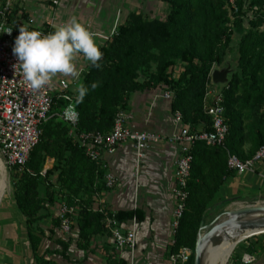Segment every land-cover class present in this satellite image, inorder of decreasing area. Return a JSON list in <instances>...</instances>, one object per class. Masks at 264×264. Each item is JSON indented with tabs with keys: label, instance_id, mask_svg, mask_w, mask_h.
<instances>
[{
	"label": "trees",
	"instance_id": "trees-1",
	"mask_svg": "<svg viewBox=\"0 0 264 264\" xmlns=\"http://www.w3.org/2000/svg\"><path fill=\"white\" fill-rule=\"evenodd\" d=\"M160 1L169 8L164 21L149 20L142 13L130 14L105 44L97 43L104 54L101 67H94L85 61L78 87L84 86L89 91L83 102L78 100V93L74 96L73 103L80 116L76 133L109 134L117 115L129 110L132 94L159 87L172 94V112L182 115L183 124L191 132L211 131L212 120L205 111V98L213 70L226 62L228 53H233L235 28L241 36L237 66H232L229 82L222 90L225 121L229 126L226 149L208 147L202 142L194 145L186 209L174 242L166 251L169 258L182 248H189L192 255L186 264H194L201 225H206L207 212L220 188L235 173L227 166V150L246 161L264 147V9L259 17L249 21L250 28L244 25L249 8L264 7V0H253L249 6L246 0H236L237 14L228 0ZM232 16L237 18L236 25L227 26ZM179 62L185 66L176 78L172 71ZM152 66L156 70L148 74ZM93 84L97 86L93 88ZM69 104V100L61 94L53 97L50 119L41 127V142L33 150L22 172L13 169L21 175L15 185V202L26 219L28 243L33 259L39 264H53L46 259L49 254L60 255L72 264L69 241L57 239L61 251L46 250L40 254L45 235L40 222L47 219L42 215L47 206L39 195V189L54 171L58 172V182L66 190L68 199L57 205L52 233L61 225L58 208L66 204L80 208L75 218L79 231L78 249L87 251L95 238L103 235L110 237L104 226L105 215L93 207L98 195L106 189L105 172L85 155L71 136V127L59 118ZM47 158H53L55 165L44 173ZM82 194L87 198H83ZM49 202L56 205L53 197ZM109 215L119 222H130L134 218L138 223L146 221V214L139 209ZM252 247L247 248L249 256ZM113 264L127 262L121 259Z\"/></svg>",
	"mask_w": 264,
	"mask_h": 264
},
{
	"label": "crops",
	"instance_id": "crops-1",
	"mask_svg": "<svg viewBox=\"0 0 264 264\" xmlns=\"http://www.w3.org/2000/svg\"><path fill=\"white\" fill-rule=\"evenodd\" d=\"M5 1L7 0H0V3ZM8 1L12 3L11 22L17 24L19 28L21 26L28 29L43 28L52 21L66 24L72 17H76L84 25H90L91 29L108 38L117 25L116 8L109 7L108 0H61L57 7L52 5L51 0ZM102 5L105 6L99 10ZM102 41L104 40H100ZM79 60L82 61V57L78 56L75 61L78 72L76 76L60 74V78L70 82L78 79L83 69ZM166 93L159 87L131 95L126 115L128 128L132 132H154L169 137L180 131V125L176 124L172 112V102L165 98ZM178 157L179 148L176 145L162 142L153 145L148 150L146 159L137 167L135 144L129 141L121 144L114 155L104 158L108 166L107 172L116 178V185L111 189L106 187L98 195L94 209L100 208L111 214L139 209L146 214V221L138 223L136 264H168L166 251L173 243L172 218L175 208L173 193ZM104 172L106 174V171ZM227 201L231 202L224 205L223 203ZM236 202H245L244 204L264 202V162L258 164L254 172L234 173L232 177L226 179L211 207L216 215L220 211L228 212L227 207L237 206ZM130 222L123 223L128 227ZM71 233L75 235L77 241L78 228H72ZM96 242L101 248L104 247L105 252L102 251L99 256H92L87 254V251L80 250L82 255H70V262L75 264L73 262L82 259L85 264H113L115 260H121L108 235L97 237ZM250 245L253 246L251 264H264L262 248L264 239L251 240L244 252L247 255V248ZM76 248L78 249L77 243ZM27 263H32L29 256H9L0 264ZM240 264H244L243 260Z\"/></svg>",
	"mask_w": 264,
	"mask_h": 264
},
{
	"label": "built area",
	"instance_id": "built-area-1",
	"mask_svg": "<svg viewBox=\"0 0 264 264\" xmlns=\"http://www.w3.org/2000/svg\"><path fill=\"white\" fill-rule=\"evenodd\" d=\"M61 0H51L53 6L60 5ZM234 13L239 12L236 0H228ZM12 3L5 1L0 3V150L9 169L22 172L27 166L33 150L39 145L42 138V125L50 119L53 108V97L56 94L69 100V106L62 112L60 118L71 127V136L74 137L85 152V155L100 168L106 171V187L111 189L116 185V178L107 172L105 156H112L119 146L126 142H133L136 149L137 167L147 157L148 150L153 145L168 142L179 148V157L176 161V183L174 187L175 208L172 218L173 238L177 233L189 197L188 181L192 170V149L198 142L205 143L208 147H221L226 149V141L229 136V126L225 119L224 98L217 91L211 97L208 93L205 98V111L212 120V130L209 132H191L188 126L183 124L180 113L174 115L176 124L180 125V131L172 136L165 137L154 132H132L127 125L126 112H120L109 134L100 132L76 133L80 122V116L73 103V88L78 86L79 78L68 81L60 78V74L53 77L51 83L42 90L33 91L23 81L13 67L18 63L13 53L15 39L19 35V27L11 22ZM65 25L54 21L43 28L36 29L43 34L53 32L57 27ZM96 42L108 41L100 33L91 29ZM12 30L11 34L7 31ZM33 30V29H29ZM81 57V55H80ZM83 70V69H82ZM82 72V71H81ZM80 76V74H79ZM165 98L172 100V94L167 92ZM75 112V121L66 117L65 113ZM227 166L235 173L254 172L257 165L264 162V147H262L252 159L242 161L238 156L228 150ZM105 215L104 226L109 233V239L114 244L120 258L127 264H136L138 251V222L134 218L128 225L119 222L114 216L103 209H98ZM76 209L66 204L58 208V216L61 221L60 230L64 234H70L73 226L72 216ZM174 242V241H173ZM192 255L189 248H182L180 252L168 258V264H186ZM253 258L245 255L244 264H251Z\"/></svg>",
	"mask_w": 264,
	"mask_h": 264
},
{
	"label": "rangeland",
	"instance_id": "rangeland-1",
	"mask_svg": "<svg viewBox=\"0 0 264 264\" xmlns=\"http://www.w3.org/2000/svg\"><path fill=\"white\" fill-rule=\"evenodd\" d=\"M247 6L253 1V0H246ZM109 7H115L116 8V21L117 25L113 29V31L109 34V39L114 35L116 29L121 24H124L128 18V16L132 13H142L147 19L149 20H160L164 21L166 17L169 14V8L168 6L161 2L160 0H108ZM105 5L100 6L99 10L102 9V7ZM82 7H85L82 5ZM261 9V10H260ZM264 7L256 6L255 8H249L247 11L245 17H244V25L246 28H250L249 21L255 17H259L262 13ZM230 14V13H229ZM231 16V15H230ZM237 18L232 16L229 23H227V26H235L236 25ZM262 30H264V27H262ZM233 38H234V44H233V53H228L226 57V62L221 67H224L226 63L229 65L232 64V66H237V60H238V43L240 41L241 36L236 33L235 28L233 29ZM108 39V40H109ZM107 41H98L97 43L99 45L105 44ZM82 61L79 60L80 66L84 67L86 59L81 55ZM184 64L179 62L175 69L172 71L173 77H178L181 72L184 70ZM156 67L152 66V69L148 74H151V72H155ZM211 85L208 87V93L212 97L215 92L217 91V87H215L212 82H210ZM79 87L73 88V91H71V94L73 96H77ZM223 90V88H222ZM222 90L220 91L222 93ZM207 93V94H208ZM61 115V114H60ZM60 118V116H59ZM61 119V118H60ZM0 164H3L4 167V175L3 178H7L9 182V191L6 192L2 203H1V210H0V263H2V260H7L9 256H29L30 260H32V263L29 264H39L35 262L33 257L31 258L32 252L30 249V245L28 243L27 239V231H26V219L22 215V213L18 210L15 198H14V191H15V185L19 182V179L21 177L20 174L16 173L14 170L9 169V167L6 164V161L1 153L0 150ZM55 165V161L53 158H47L46 164L44 167V173L48 170H52ZM100 185H97V188H99ZM84 193V192H83ZM11 195V196H10ZM39 195L41 198H44L46 202V209L43 211L42 215L46 216L47 219L41 220L40 226L44 229L45 235L43 238V244L41 247L40 254H43L46 250H52L53 252L61 251V247L56 243L57 239L65 240L66 242L69 241L71 243L70 248V255H82V252L80 249L76 248V243L74 237L75 235L71 234H64L61 232L60 228L58 226L54 229L55 233H52L51 228L52 227V220L56 218L57 215V205L60 204V202H63L64 200L68 199V195L66 194V190L63 189V185H61L60 182H58V172L54 171L51 176H49L45 183L42 184V186L39 189ZM83 198H87V195H83ZM53 197L56 205H52L49 200ZM97 197V196H96ZM98 199V197H97ZM94 201V200H93ZM97 201V200H96ZM58 202V203H57ZM245 202H236L238 205L244 204ZM96 204V203H95ZM94 204V205H95ZM261 204V203H259ZM94 207V206H93ZM234 206H228V211L234 210ZM215 208V207H214ZM97 209V208H96ZM212 212L211 215H209L208 210V217L206 220V225L204 226H211L215 224L216 220L219 219L220 216H222L225 213L224 211H220L218 214L215 215V210L213 207L210 208ZM78 210V211H77ZM80 208H76L75 215L72 216L74 225L72 228H76L75 226V218L79 212ZM210 228V227H209ZM209 228L204 229L202 231V234H205L208 232ZM201 229V228H200ZM72 231V230H71ZM200 232V231H199ZM255 238L258 239H264V233L253 235L250 238H247L240 242L238 245H236L232 252L229 254V258L226 262V264H239L238 260H243L246 253V246ZM70 239V240H69ZM97 241V238H95V241H92V246L88 248L87 254L92 256H99L100 253L102 254V251L105 252L103 249L104 247H100V244ZM264 249V246H262ZM247 255V254H246ZM87 256V255H86ZM47 260H51L53 264H66V261L57 254H49L46 257ZM75 264H85V261L81 259V261L73 262ZM28 264V263H27Z\"/></svg>",
	"mask_w": 264,
	"mask_h": 264
},
{
	"label": "clouds",
	"instance_id": "clouds-1",
	"mask_svg": "<svg viewBox=\"0 0 264 264\" xmlns=\"http://www.w3.org/2000/svg\"><path fill=\"white\" fill-rule=\"evenodd\" d=\"M7 32L11 34L12 30ZM13 53L18 59V63L13 66L16 73L19 69L21 78L33 91L48 86L57 74L76 76L75 61L78 56L83 55L92 66L99 68L104 55L94 34L76 17L48 34L21 26ZM96 86L92 85L93 88ZM88 91L84 86L79 87L80 102H83ZM65 115L73 121L77 116L75 112H66Z\"/></svg>",
	"mask_w": 264,
	"mask_h": 264
},
{
	"label": "water",
	"instance_id": "water-1",
	"mask_svg": "<svg viewBox=\"0 0 264 264\" xmlns=\"http://www.w3.org/2000/svg\"><path fill=\"white\" fill-rule=\"evenodd\" d=\"M232 64H225L224 67H216L211 74V82L217 87V92L220 93L229 82L231 75ZM210 227V228H209ZM227 227H237L241 230H251L254 233L264 231V202L259 204L251 202L240 205L234 210L225 212L216 220L215 224L211 226L201 225L198 234V240L195 248L194 264H203V249L209 240H213L218 232ZM209 228L208 232L202 234L204 229ZM257 234H254V236Z\"/></svg>",
	"mask_w": 264,
	"mask_h": 264
},
{
	"label": "bare ground",
	"instance_id": "bare-ground-1",
	"mask_svg": "<svg viewBox=\"0 0 264 264\" xmlns=\"http://www.w3.org/2000/svg\"><path fill=\"white\" fill-rule=\"evenodd\" d=\"M3 175L4 167L3 164H0V208L6 192L10 189L8 179L3 178ZM261 233H264V231L254 233L251 230H241L237 227H227L220 230L213 240H209L205 244L203 249V264H226L229 254L236 245L252 237L254 234Z\"/></svg>",
	"mask_w": 264,
	"mask_h": 264
}]
</instances>
